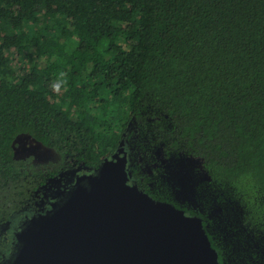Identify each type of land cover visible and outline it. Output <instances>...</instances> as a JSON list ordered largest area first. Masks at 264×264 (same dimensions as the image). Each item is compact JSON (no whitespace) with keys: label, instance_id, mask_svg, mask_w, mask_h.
<instances>
[{"label":"trees","instance_id":"obj_1","mask_svg":"<svg viewBox=\"0 0 264 264\" xmlns=\"http://www.w3.org/2000/svg\"><path fill=\"white\" fill-rule=\"evenodd\" d=\"M125 133L202 160L214 202L183 208L217 252H264V0H0V246L49 179ZM22 134L57 158H16Z\"/></svg>","mask_w":264,"mask_h":264},{"label":"water","instance_id":"obj_2","mask_svg":"<svg viewBox=\"0 0 264 264\" xmlns=\"http://www.w3.org/2000/svg\"><path fill=\"white\" fill-rule=\"evenodd\" d=\"M123 143L72 183L44 184L62 187L16 227L7 264H219L199 216L134 188Z\"/></svg>","mask_w":264,"mask_h":264},{"label":"flooded vegetation","instance_id":"obj_3","mask_svg":"<svg viewBox=\"0 0 264 264\" xmlns=\"http://www.w3.org/2000/svg\"><path fill=\"white\" fill-rule=\"evenodd\" d=\"M132 141L130 142L127 139L125 133L123 148L126 155V168L129 172L128 167H138L137 163L145 176L139 177L138 180L132 178L135 189L145 191L154 200L174 205L185 213L186 210L183 207L196 212H198L196 209H199V212H202L204 208L208 209L207 207L212 205L214 200L211 199L215 198L210 185L212 179L204 169L200 158L167 156L160 147L154 150H141L140 147L136 146V141ZM78 170L79 167L73 168L69 174V179H67L68 183H72L79 176ZM143 183L148 185L154 192L164 194V197L169 200L161 201L159 197L151 195L148 190L143 188ZM61 185L59 183L49 189L40 190V195L38 193L36 196L38 201L34 202L33 211H41L47 207L49 200L61 190ZM209 202L211 204H208ZM6 226L8 227L9 224L7 223ZM215 238L213 235V239ZM217 254L219 264H264V252H217Z\"/></svg>","mask_w":264,"mask_h":264},{"label":"rangeland","instance_id":"obj_4","mask_svg":"<svg viewBox=\"0 0 264 264\" xmlns=\"http://www.w3.org/2000/svg\"><path fill=\"white\" fill-rule=\"evenodd\" d=\"M13 153L16 158H25V157L31 156L33 157L34 161L37 163H45L49 160H55L57 158L56 153H54L51 149L43 146L39 142L35 141L31 136L26 135V134H22L16 137L13 143ZM78 167L79 166H77V168ZM73 168H75V166H72L71 169L69 167V169H66L63 172L70 173L73 170ZM80 168L81 166L79 167V170H78L79 173H81ZM43 189L45 188L43 187ZM15 228L16 226H14V228H11L12 231L11 230L7 231V239L4 245L2 244L3 246H0V247H2L3 249L7 248L6 245L9 244V241L11 240V237H12L11 232H13V229L15 230Z\"/></svg>","mask_w":264,"mask_h":264}]
</instances>
